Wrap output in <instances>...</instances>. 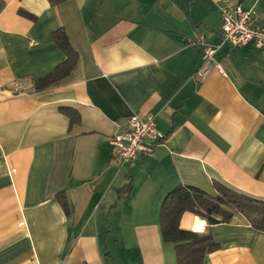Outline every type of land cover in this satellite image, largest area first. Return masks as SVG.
<instances>
[{
  "label": "crops",
  "instance_id": "0c3cea01",
  "mask_svg": "<svg viewBox=\"0 0 264 264\" xmlns=\"http://www.w3.org/2000/svg\"><path fill=\"white\" fill-rule=\"evenodd\" d=\"M220 1L0 0V264H176L158 224L176 185L264 200V54L222 43ZM238 3L264 17V0ZM60 28L78 61L37 91L65 60ZM199 37L219 69L196 83ZM132 114H152L165 141L121 165L108 141ZM180 228L219 245L202 264H264V233L239 213L208 227L186 212Z\"/></svg>",
  "mask_w": 264,
  "mask_h": 264
},
{
  "label": "trees",
  "instance_id": "16d2710c",
  "mask_svg": "<svg viewBox=\"0 0 264 264\" xmlns=\"http://www.w3.org/2000/svg\"><path fill=\"white\" fill-rule=\"evenodd\" d=\"M50 5H58L62 0H48ZM20 14L32 18L26 12ZM52 41L64 53L65 60L59 63L54 71L44 77L34 80V89L41 91L49 88L60 79L67 76L78 61V53L71 46L63 29L52 33ZM60 112L69 118V126L77 124V112L60 108ZM214 194H209L199 188L179 184L172 188L164 197L159 211V231L164 242L172 243L176 264H202L206 254L219 249L212 235L206 230L196 233L180 228V219L184 213H190L204 220L207 226L228 223L234 213L243 215L251 227L264 233V200L237 191L227 185L214 181ZM130 185L120 190L128 195ZM56 200L67 217L71 215V206L63 193L56 195Z\"/></svg>",
  "mask_w": 264,
  "mask_h": 264
},
{
  "label": "built area",
  "instance_id": "2783aa9c",
  "mask_svg": "<svg viewBox=\"0 0 264 264\" xmlns=\"http://www.w3.org/2000/svg\"><path fill=\"white\" fill-rule=\"evenodd\" d=\"M220 13V32L222 43L232 47L252 45L264 54V17L253 10H244L238 0H221L218 3ZM199 66L193 71L191 79L203 82L212 68L219 69L213 57L216 48L205 43L199 37ZM165 136L157 129L152 114H132L127 119V126L121 132L110 137L108 144L114 148L118 162L131 166L142 156L151 155L156 145L163 144Z\"/></svg>",
  "mask_w": 264,
  "mask_h": 264
},
{
  "label": "bare ground",
  "instance_id": "6f19581e",
  "mask_svg": "<svg viewBox=\"0 0 264 264\" xmlns=\"http://www.w3.org/2000/svg\"><path fill=\"white\" fill-rule=\"evenodd\" d=\"M200 222L198 221H196V224H195V226H194V230L195 231H201V229H202V227H201V224H199Z\"/></svg>",
  "mask_w": 264,
  "mask_h": 264
}]
</instances>
